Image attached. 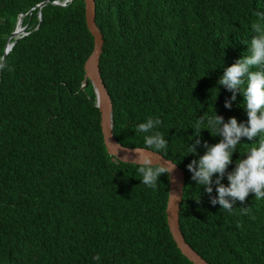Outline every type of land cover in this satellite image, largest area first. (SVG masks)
<instances>
[{"label": "trees", "instance_id": "obj_1", "mask_svg": "<svg viewBox=\"0 0 264 264\" xmlns=\"http://www.w3.org/2000/svg\"><path fill=\"white\" fill-rule=\"evenodd\" d=\"M64 1L0 0V264H193L167 223L169 179L146 187L134 163L105 147L92 84L82 86L94 43L85 3ZM95 1L115 138L145 147L134 127L158 117L168 140L162 154L185 174L187 242L211 264H264V199L250 193L231 211L213 206L186 168L205 141L219 139L202 130L186 155L195 118L213 107L225 121L246 119L239 94L224 107L232 93L217 81L247 55L243 41L264 0ZM20 15L26 33L10 38L4 55ZM241 143L240 153L255 146Z\"/></svg>", "mask_w": 264, "mask_h": 264}, {"label": "clouds", "instance_id": "obj_2", "mask_svg": "<svg viewBox=\"0 0 264 264\" xmlns=\"http://www.w3.org/2000/svg\"><path fill=\"white\" fill-rule=\"evenodd\" d=\"M253 15L256 19L250 24L251 39L243 41L247 45V55L242 54L234 63L224 68L217 81L218 85L232 93L225 99L224 107L231 108L239 94L242 106L241 102L238 106L245 111L246 119L238 122L233 116L225 121L212 107V114L206 111L191 122L193 133L189 140L192 143L186 145V155H194L202 130L219 138L218 142L211 145L205 141L204 153L192 159L186 168L196 186H203L204 192L209 194V203L219 205L227 211H231L237 202L243 205L250 193L258 200L264 199V139H261L264 137V10H256ZM216 89L218 92V88ZM160 125L158 117L150 116L134 127L136 133L143 134L145 147L134 149L135 155L130 162L136 166L140 183L150 188L157 186L162 175L171 180V173L177 163H161L154 159L165 153L168 146V140L158 130ZM242 137L255 142V146L249 147L244 153L237 150V145L245 144L241 143ZM234 153H240L243 158L233 161ZM119 159L129 161L127 156ZM230 164L234 167L226 171ZM225 178L227 184L221 182ZM213 184L215 196H211ZM199 199L200 194L197 202ZM239 207L242 212H247L246 206ZM92 259L99 262L100 256L94 255Z\"/></svg>", "mask_w": 264, "mask_h": 264}, {"label": "water", "instance_id": "obj_3", "mask_svg": "<svg viewBox=\"0 0 264 264\" xmlns=\"http://www.w3.org/2000/svg\"><path fill=\"white\" fill-rule=\"evenodd\" d=\"M72 0H65L58 4L65 5L66 2ZM44 3L39 4L42 7ZM85 3V18L87 26L93 35L94 43L93 49L90 55L87 57L84 63L85 78L82 86L85 87L89 82L92 84L96 106L100 111V124L102 129L103 141L109 154L117 157L118 159L123 156H127L130 162L134 158V149L144 147H130L121 144L114 136L113 133V104L111 96L108 92L106 84L104 83L103 77L100 71V55L103 50L104 37L96 22V1L95 0H84ZM22 15L19 16L15 29L12 31L7 39L4 55L12 48L15 41L10 42V38H18L24 35L25 26H21L18 30V24L21 22ZM39 17L41 13L39 12ZM4 55L2 59L4 58ZM151 154V153H149ZM154 159L160 160L161 163L166 161L174 162L172 159L160 154ZM121 160V159H120ZM165 160V161H164ZM132 163V162H131ZM172 179H169L168 199L166 205V216L169 229L172 233L174 240L182 253L193 262V264H211L201 254H199L185 239V236L181 230L179 222V211L183 197V188L185 184V174L183 169L176 163L173 172L171 173Z\"/></svg>", "mask_w": 264, "mask_h": 264}, {"label": "bare ground", "instance_id": "obj_4", "mask_svg": "<svg viewBox=\"0 0 264 264\" xmlns=\"http://www.w3.org/2000/svg\"><path fill=\"white\" fill-rule=\"evenodd\" d=\"M21 22H19V24H18V30L21 28Z\"/></svg>", "mask_w": 264, "mask_h": 264}]
</instances>
